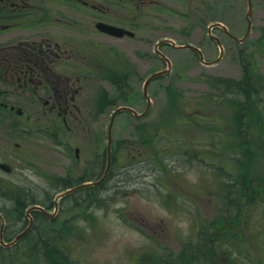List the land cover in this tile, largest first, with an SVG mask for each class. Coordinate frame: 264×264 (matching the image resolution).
Returning a JSON list of instances; mask_svg holds the SVG:
<instances>
[{
    "label": "rangeland",
    "instance_id": "1",
    "mask_svg": "<svg viewBox=\"0 0 264 264\" xmlns=\"http://www.w3.org/2000/svg\"><path fill=\"white\" fill-rule=\"evenodd\" d=\"M163 1L166 9L145 18L134 37H106L109 54L93 62L96 81H85L76 96L80 115L67 116L68 124L42 112L40 96L19 101L21 114L0 112V161L11 166L0 170V213L11 226L4 241L28 223L29 201H22L37 198L52 212L65 183L95 181L108 166L100 183L87 185L90 195L81 187L66 194L54 217H35L0 253L65 251L75 264H264V0H251L252 28L242 43L212 29L224 47L217 63L165 44L171 72L150 82L143 117L120 111L113 118L106 153L113 110L145 108L142 81L164 65L154 59L158 39L193 44L209 61L219 51L206 34L209 22L237 37L246 26V0ZM134 64L142 76L124 82L121 70ZM247 76L260 91L232 88ZM8 190L28 196L14 199ZM12 200L24 206L12 209Z\"/></svg>",
    "mask_w": 264,
    "mask_h": 264
},
{
    "label": "flooded vegetation",
    "instance_id": "2",
    "mask_svg": "<svg viewBox=\"0 0 264 264\" xmlns=\"http://www.w3.org/2000/svg\"><path fill=\"white\" fill-rule=\"evenodd\" d=\"M166 7L163 0H0V112L17 109L21 114L19 101L26 98L37 100L40 96L44 100H41V111L63 126L68 124L67 116L77 117L80 112L76 96L89 76L96 81L94 66L109 54L106 37L112 36L99 28L101 23L134 31L146 28L144 23L148 20L145 18L153 19L152 16H158ZM129 36L125 34L121 38ZM158 56L154 49V59ZM120 57L128 59L123 52ZM142 58L147 60L145 56ZM105 64L109 71L108 63ZM134 65L129 72H123L125 68L121 70L124 82L131 75L136 79L141 76L139 66ZM37 212L40 211L33 210L29 214L31 228L35 217H41L43 222L49 217ZM2 219L0 213V221ZM9 229L2 230L4 237ZM62 238L59 234L58 242ZM56 245L58 250H63L59 247L62 243ZM49 253H0V259L32 264L30 260L38 257L40 264H75V258L68 252Z\"/></svg>",
    "mask_w": 264,
    "mask_h": 264
},
{
    "label": "water",
    "instance_id": "3",
    "mask_svg": "<svg viewBox=\"0 0 264 264\" xmlns=\"http://www.w3.org/2000/svg\"><path fill=\"white\" fill-rule=\"evenodd\" d=\"M250 0H248V11H247V13H246V22H247V28H246V31H245V35L244 36H246L247 35V32L249 31V28H250V24H251V22H250V20H249V16H250V14H251V10H250ZM222 25L221 23H215V24H213V25ZM211 27V26H210ZM210 27L208 28V30L210 29ZM104 28H105V30H107L108 32H110L111 34H113V35H122V33H123V31L119 28V27H113V26H110V25H104ZM214 38H215V40H216V42L217 43H219V40H218V38H216L215 36H213ZM179 47H182V48H186V47H189V48H191V49H193V50H195V51H197V52H199V58L204 62V63H207V62H205L204 60H203V58H202V54H201V52H200V50L199 49H197L196 47H193L192 45H189V44H186V45H181V46H179ZM217 60V59H216ZM216 60H214V61H216ZM164 71H166V70H164ZM164 71H160V72H156V73H153V75L152 76H150L144 83V90L146 91V87H147V82L149 81V80H151L152 78H153V76H155V75H158V74H162V73H164ZM120 109H128V110H131L130 108H128V107H125V106H120L119 108H117L114 112H113V114H112V116H111V120H110V124H111V122H112V118H113V116L118 112V111H120ZM132 111V110H131ZM109 147V144H108V146H107V148ZM0 167L3 169V170H5V171H9L10 170V167L7 165V164H5V163H0ZM32 208H35L34 206L32 207ZM19 236V235H18ZM17 236V237H18Z\"/></svg>",
    "mask_w": 264,
    "mask_h": 264
},
{
    "label": "trees",
    "instance_id": "4",
    "mask_svg": "<svg viewBox=\"0 0 264 264\" xmlns=\"http://www.w3.org/2000/svg\"><path fill=\"white\" fill-rule=\"evenodd\" d=\"M243 79H244V80H242V81H244V82H243L244 85L241 84L240 82H238V84H237L236 86H234V84L232 85V83H231L232 88L235 89V87H237V88H239V89L241 90V89H243L244 87H246V88L250 91V89H251V87H252V89H253L254 92H256V91H257V92L260 91V87L258 88V85L255 87V84H254V82L252 81L253 79H251L250 76L244 77ZM223 84H224V85H228V84H229V81L225 80V81L223 82ZM219 85H220V84H219ZM212 86H215V84H212ZM10 184H12V183H10ZM10 184H8V185H7V184H4V186H6V189L12 187V185L9 186ZM69 185H73V184H72V183H65L63 188H66V187H68ZM8 193H9V195H10L12 198H14V199H16L17 197H20V196H21V197H24L22 194H18V193H16V192H14L13 190H12V191L8 190ZM12 198H11V199H12ZM28 201H30L31 203H38V202H39L37 198H34V199L30 198ZM11 202L13 203L14 206H19V205H20L21 207L24 206V204H17V203L14 202L13 200H12ZM17 211H18V210H17Z\"/></svg>",
    "mask_w": 264,
    "mask_h": 264
},
{
    "label": "bare ground",
    "instance_id": "5",
    "mask_svg": "<svg viewBox=\"0 0 264 264\" xmlns=\"http://www.w3.org/2000/svg\"><path fill=\"white\" fill-rule=\"evenodd\" d=\"M33 97H35V96H33ZM37 99H38V97H37ZM39 100V99H38ZM1 162H4V161H1ZM1 170V169H0ZM82 183V182H81ZM79 187H81V188H79V189H81V190H89L88 191V193H89V195L92 193L91 192V189L90 188H87V187H83V186H81V185H79ZM74 191H76V190H74ZM80 191V190H79ZM0 224H4L5 225V227L3 228V227H1L0 228V230H3V229H5V231L6 230H8V228H11V226L10 225H6V222H5V218L3 217V219L0 221Z\"/></svg>",
    "mask_w": 264,
    "mask_h": 264
}]
</instances>
